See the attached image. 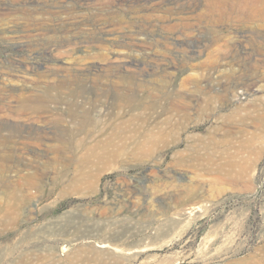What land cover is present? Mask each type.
I'll use <instances>...</instances> for the list:
<instances>
[{"label":"rangeland","instance_id":"1","mask_svg":"<svg viewBox=\"0 0 264 264\" xmlns=\"http://www.w3.org/2000/svg\"><path fill=\"white\" fill-rule=\"evenodd\" d=\"M217 5L0 0V264H264V130L226 125L232 107L218 100L217 63L231 27L264 31V18L236 14L229 4L218 13ZM240 44L233 64L253 74L264 44ZM198 70L205 80L191 83ZM28 86L53 98L17 114ZM10 89L19 102L8 98ZM186 93L188 109L172 110ZM69 106L88 111L94 136L82 140L89 144L111 138L133 151L155 141L154 150L53 152L84 142L58 138V112ZM226 159L249 163L248 172L223 171L216 183L218 173L189 166ZM193 205L199 211L182 219Z\"/></svg>","mask_w":264,"mask_h":264},{"label":"bare ground","instance_id":"2","mask_svg":"<svg viewBox=\"0 0 264 264\" xmlns=\"http://www.w3.org/2000/svg\"><path fill=\"white\" fill-rule=\"evenodd\" d=\"M228 4L231 5L234 9L235 8L238 9V10H236V11H238V12H236V14L237 13L239 15L243 14V15L249 17L250 19L252 18L254 20L256 18L258 19L260 17L264 18V0H218V5H217L218 6V10H217L218 13H222L223 9H226L225 6ZM233 14H235V13H233ZM78 22H79V20H78ZM260 26H264V24H261ZM260 29H262V28H260ZM260 29L255 30V31H251V32L247 31V34H244L243 32L237 30L236 28L231 27V34L232 35L230 36L227 34V38L224 39V42L220 45V47H218V62H217L218 63V84H221V86H222V90L218 89V100L227 102V104L228 105L230 104V106L232 107V111L229 114H227L225 117L226 125L230 126V127H242L244 125H247V126L252 125L256 128H261L264 130V71L260 72L258 70V66H259V69H260V66L264 67V46L263 47L259 46V48L257 49V55H258L259 59H257V64L255 65L256 70H254L253 74L248 75L245 73H241L240 72L241 69L239 70L238 67H236L233 64V61L235 59L234 56L237 54V52H239L238 51L239 48L242 47L240 42L243 40V38H246V39L252 38L253 40H255L257 42L264 44V31H262ZM223 32H225V30ZM218 41L220 42V40H218ZM116 53H117V51H116ZM116 56H118V55L116 54ZM253 57H254V55H253ZM37 62L29 61L28 63H26V62L25 63H26V66H28L32 69L33 68L38 69L39 64L37 65ZM126 65H127V63H126ZM105 66H106L105 64L100 65V68H104ZM52 67H53V65H52ZM96 67H97V65H96ZM123 67H124V65H123ZM40 69H41V67H40ZM192 72H193V70H192ZM212 72H214V71H212ZM204 76H205L204 73L201 72L200 70H198V73L195 72L189 77V81L191 83H197V82H200L202 80H205L206 77H204ZM125 79H127V78L126 77L123 78V80H125ZM211 79L212 78H209L207 80V82H209ZM214 79H215V77H214ZM107 80H112V79L109 78ZM130 84L131 83H129V85ZM0 90L2 91V90H6V89L4 87H2ZM18 91L19 90H17V92ZM240 91H242L243 94H246V97L248 99V102L246 104H242V102L239 101L240 100V98H239V95H240L239 92ZM15 92H14V90L10 89L9 94H8V98L11 100H14L16 102H19V99L17 98L19 96V94L18 93L16 94ZM26 92L27 93L29 92V95L21 96V97H23L24 103H21V104L17 103L15 105L17 114L22 115L23 113L27 112L26 110H29V109H32L35 111L39 110L38 108L44 107L45 104H43V103L38 104V102L43 101L44 103H47V101L49 99L53 98L50 95H48L47 93H37L36 88L33 86L26 87ZM75 94L76 93H74V95ZM204 94H206V93H204ZM77 95H78V93H77ZM191 96H193V95H191ZM117 99H118L117 100L118 101L117 106H120L121 107L120 110L122 111V108H123L122 106H124V103L122 104V101H124V98L118 94ZM29 100L34 102L35 105H33V106L31 105V107H30V104H29V106L27 104V106H26L25 102H27ZM69 100L70 101L66 100V102L69 104L73 103L71 99H69ZM180 100L183 101L184 105L179 107L178 106L179 103H175L171 107L172 110H173V108H177V110L179 112H183V110H187L188 106L190 105V101L192 99L186 93L184 95H180ZM52 102L55 104V107H58V105L60 104V102H62V100L61 99H55V100H52ZM71 108L72 107L69 106L65 110H62V113L58 112V115H61V118L64 122L63 130L60 132V135L58 138H60V140L62 142H64V140H66L67 136H73L75 138H78V141L81 140L84 142H82L80 144L81 145L80 149H74V148L68 147L65 144H62L60 147L52 148L53 152L57 151V152H62V153L67 154L69 152L76 153V152L80 151V152H82V154H85L86 156H90V155H106V154H123V153H127V152L129 153L130 151L136 152V153H150L154 150L153 147H154V144L156 143L155 141L152 143L153 147L152 146H145V145H143V143H140V145H137L133 148L134 149L133 151H132V149L129 151V149H127L129 147H127L125 145H112L111 144L112 141L109 142V140H111V138L106 139V141L103 140L102 138H99L97 140L98 142H96L94 144H89L87 141L82 140L83 137L84 138H93V136H94V131L91 127V119H90V116L88 115V111L84 112V114L83 113L78 114V113H73ZM121 111H119V112L117 111V112L121 113ZM25 117H26V115H25ZM73 127H77L79 129L75 132V131L71 130V128H73ZM229 130L230 129H227L226 131L229 132ZM149 133L146 134V136L149 137V139L152 142L154 140L155 136H152V134L150 133L151 134L150 135ZM157 135L159 136L158 140H164V137H163V134L161 131H159V133H157ZM247 145H249V143H247ZM48 151H49V149H48ZM226 160L224 162L223 161L222 162L211 161L208 163L193 162L189 166L193 169H196V170L205 169L206 171L218 173L219 176L217 175V178L215 177L216 178L215 180L217 181L216 183L220 182V179H219V178H221L220 174L225 173L223 171L231 172L233 170H236L238 173V176L239 175L241 176L243 174H246V172H248L247 169H249V167H247V166H250L249 163H247V165L246 164L244 165L243 163H245V162L238 164V162H236L234 160H231V159H229V160L226 159ZM240 162H242V161H240ZM94 176H96V175H94ZM91 177L92 176L86 175V176H84L83 179H84V182H87L88 185L93 186L94 181L92 182ZM215 180H213V181H215ZM222 180L223 179H221V181ZM199 209H200V205H193L191 207L184 209V211H182L180 213L182 216V219H184V220L188 219L194 212H196L197 210L199 211Z\"/></svg>","mask_w":264,"mask_h":264}]
</instances>
